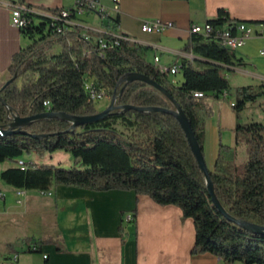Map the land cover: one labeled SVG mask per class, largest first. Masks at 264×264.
Masks as SVG:
<instances>
[{
  "label": "trees",
  "instance_id": "obj_1",
  "mask_svg": "<svg viewBox=\"0 0 264 264\" xmlns=\"http://www.w3.org/2000/svg\"><path fill=\"white\" fill-rule=\"evenodd\" d=\"M31 19L32 23L21 31L32 43L13 55L8 84L0 85V127L7 128L14 116L29 117L46 112L74 116L97 114L100 111L96 102L85 88L90 77L112 95L118 89V106L175 109L167 95L146 82L118 86L128 73L138 72L162 84L181 105L205 153V132L198 109L205 106L211 115L212 107L204 100L231 94V84L223 70H232L241 62L235 54L218 45L217 40L191 36L184 51L200 57L194 61L201 68L195 67L193 60L183 61L184 81L179 85L160 75L154 63L147 61L130 41L102 50L94 37L109 39V34L87 30L92 37L87 40L82 33L84 28L79 25L66 33H58L49 18L32 15ZM230 19L221 10L219 17L210 22L224 25ZM56 48L61 51L52 54ZM28 74L37 76L19 86L18 80ZM195 92L204 95L197 97ZM238 94L240 100L235 110L240 117L247 105L256 102L261 94L253 92L251 86L238 89ZM261 108L264 110V103ZM119 123L134 128V133L122 134L116 128ZM72 125L70 120L44 118L23 128L25 134L0 136V164L17 162L25 156L43 159L47 154L63 150L73 155V168L25 162L26 169L7 168L1 172V179L16 189L42 192L58 185L95 191H135L161 206H177L184 218L193 219L196 232L193 255L211 253L227 264H264V234L230 221L213 203L206 177L175 116L118 108L100 120L77 128ZM238 131V141L246 145L247 160L236 165L224 156L227 147L221 144L220 155L210 171L211 180L218 200L232 216L264 226V123L239 125ZM30 251L41 252V247L37 245Z\"/></svg>",
  "mask_w": 264,
  "mask_h": 264
},
{
  "label": "crops",
  "instance_id": "obj_2",
  "mask_svg": "<svg viewBox=\"0 0 264 264\" xmlns=\"http://www.w3.org/2000/svg\"><path fill=\"white\" fill-rule=\"evenodd\" d=\"M76 1L0 0V85L10 79L9 67L13 55L32 43L19 28L13 26L12 5L27 6L46 14L53 9H73ZM100 2L107 8V16L96 11H87L78 16L75 25L84 28L82 33L87 30L125 33L133 39L132 43L147 61L155 63V57L159 56L160 62L169 66L185 60H200L193 53L184 51L192 36L190 27L217 19L221 10L233 20L264 22V0H120L119 11L114 10L112 0ZM155 19L172 22L174 27L163 33L144 32V22ZM114 20H117L116 26ZM262 45L260 39H253L235 52L241 62L232 71L243 80L242 85L236 86V93L232 89L229 95L210 97L211 100L206 102L212 107L211 115H208L205 106L198 109L205 132L204 156L210 171H213L220 155L221 144L227 147L224 156L236 165L247 160L246 145L238 141V127L254 122L259 112L248 104L238 117L231 103L240 100L238 89L248 86L253 88V92L260 93L258 98L264 100V72L260 68H264V63H261L262 66L251 63L250 52L245 49L251 46L259 52ZM194 65L201 68L196 61ZM167 78L179 85L184 81L182 71ZM260 109L264 117L261 106ZM1 164H5L4 169L9 168H6V162ZM0 186L4 190L5 185L1 181ZM7 188L16 191L12 186ZM28 191L38 190H23L22 193ZM44 192H51L49 195L53 197V203L46 205L51 212L53 210L51 235L18 237L25 241L21 248V252L26 254L24 256L14 251L11 245L16 238L3 240L0 264H12L13 253L19 255L16 264H30L21 261V258L36 253L41 256L37 264H227L211 253L192 254L196 235L194 222L191 218H184L177 206H161L150 197L139 196L130 190L95 191L58 185ZM6 198L0 210L1 232L8 228L6 221H1L2 218L9 216L12 222L20 214L26 215V211L20 210L21 199L20 202L19 198L11 202ZM129 216L133 220L129 221ZM7 243L12 252H4ZM37 245L41 247V252H31V247ZM44 255H48V258L45 259Z\"/></svg>",
  "mask_w": 264,
  "mask_h": 264
},
{
  "label": "built area",
  "instance_id": "obj_3",
  "mask_svg": "<svg viewBox=\"0 0 264 264\" xmlns=\"http://www.w3.org/2000/svg\"><path fill=\"white\" fill-rule=\"evenodd\" d=\"M112 1L114 3V10L119 11L120 0ZM11 10L12 24L20 30L27 28L32 23V15H41L51 20L52 28L58 33H66L67 30L71 29L76 24L77 17L83 15L87 11H96L103 16H107V8L100 2V0H77L72 10L62 9L57 12L46 14L39 13L32 8L23 5H12ZM173 27L174 23L172 22L155 19L145 21L142 30L147 33H163ZM190 33L191 35L202 36L205 39L217 40L218 45L228 49L229 52L233 54H235L237 50L243 48L248 41L260 39L263 45L259 50V54L264 56V22L238 21L230 19L224 25H214L211 22H207L203 25L192 24L190 27ZM106 34H109L111 38L107 39L99 36L94 39L102 50L119 47L124 40L130 42L133 41V39L125 33L107 32ZM83 36L87 40H92V37L87 33H83ZM86 54L88 55L89 53L86 52ZM160 61V57L156 56L154 65L157 72L162 76L168 77L169 75H176L182 71V63L169 66ZM85 88L94 102H98L107 97V91L97 84L92 77L86 80ZM203 95L204 93L202 92H195V96L197 97H202ZM226 95L227 94H225V96ZM231 104L235 107L236 102H232ZM20 167L22 169L27 168V166H24L23 161H20ZM128 220H133V217L129 216ZM31 249H36V246H32ZM18 258L19 255L15 254L12 264H16ZM44 258L47 259L48 255H44Z\"/></svg>",
  "mask_w": 264,
  "mask_h": 264
},
{
  "label": "rangeland",
  "instance_id": "obj_4",
  "mask_svg": "<svg viewBox=\"0 0 264 264\" xmlns=\"http://www.w3.org/2000/svg\"><path fill=\"white\" fill-rule=\"evenodd\" d=\"M95 24V23H93ZM58 49V48H56ZM54 49L51 53L56 54L59 53L61 50H56ZM247 51L250 52V62L251 63H259L260 66H262L261 63H264V57L260 56L259 52L257 49L247 46L245 48ZM241 53L238 52V56H240ZM150 59L152 60V55L150 56ZM261 70L264 72V68L260 67ZM224 74L228 77L232 89L234 90L233 92L236 93L237 89L236 86H240L243 84V80L235 75L236 73L232 70L225 69L223 70ZM37 75L33 74H28L25 77H22L20 80H18V85L22 86L24 83L35 79ZM180 76V74L178 75ZM235 94H232V96ZM239 95V94H238ZM241 95V94H240ZM112 94L110 91H107V97L105 99H102L98 102H96V107L99 111H103L106 108H108L111 104L112 101ZM261 96V95H260ZM211 98H207L204 101H210ZM264 100L262 98H258L256 102H254L252 105V109L254 111H258L259 113L257 114V117L255 118V122H261L264 123V117L263 114H261V109L260 106L263 105ZM116 128L119 132L126 136H130L134 133V128H128L122 123H119L116 125ZM20 161L26 162V163H35L37 165H43V164H49V165H55L63 168H73L74 167V158L73 155L70 152L59 150L51 154H47L46 157L39 158L37 156H25L22 158L17 159V162H10L7 161V167H14V166H19L20 167ZM9 163V164H8ZM78 168L82 167L81 165H77ZM5 168V164H0V171ZM2 170V171H3ZM1 171V172H2ZM1 172H0V181L3 185L4 190L0 186V210L2 209L3 206V199L7 197L6 199L8 201H15L16 198H19L18 202H20L21 199V205L20 210L21 211H26V215L20 214L18 217H14L16 221L11 222L10 217H4L1 219V221H6L8 228L5 229L3 232L0 231V245L3 240L6 239H12L16 238V241H12L11 245L14 247V251H19L21 252V248L23 247L25 241L22 238L17 239L18 237H24L27 235L35 236V237H47L51 235L52 229H51V209L46 206V205H51L53 203V197L50 196L49 194L51 192H45L42 193L40 191H35V192H27V193H22V189H16V191H13L11 189H8L7 187L10 186L6 184L2 179H1ZM6 202V201H5ZM12 252L10 249V246L8 243L4 245V252ZM15 253H13L12 258L10 262L12 263L13 258H14ZM21 255L24 256L26 255L24 252H21ZM26 261L27 263L30 264H37L41 260V256L39 254H28L27 258H21V261Z\"/></svg>",
  "mask_w": 264,
  "mask_h": 264
},
{
  "label": "water",
  "instance_id": "obj_5",
  "mask_svg": "<svg viewBox=\"0 0 264 264\" xmlns=\"http://www.w3.org/2000/svg\"><path fill=\"white\" fill-rule=\"evenodd\" d=\"M133 81H143V82H146L149 85L155 87L156 89H158L159 91H161L162 93H164L165 95H167L170 98L172 103L175 105V109H168V108L158 107V106H148V107H137V106H132V105L118 106L117 105L118 89H116L114 91L113 96H112V101H111L110 106L108 108H106L105 110L98 112L95 115L74 116V115H69V114L64 113V112H61V113L46 112L43 114L33 115V116H29V117L14 116V117H12V122L9 124V126L7 128L0 127V136H8V135H12L14 133L25 134L26 131H23V128L31 125L32 122H34L35 120L44 119V118H53V117L70 120L73 122L72 128H77L78 126L83 125L85 123L94 122V121L100 120L102 118H105L108 115H110L114 110H116L118 108L125 109V110L135 109V110L141 111V112L156 111V112H165V113L171 114L178 119L183 130L186 133L190 147H191L194 155L196 156L198 164H199L200 168L202 169V171L206 177L207 186H208V189L210 191L213 203L218 207V209L230 221H232V222L236 223L237 225H239L245 229H248L254 233L264 234V226L263 225L256 223V222H252L250 220H246V219H237L236 217L232 216L223 207V205L218 200L216 193H215L214 184L211 180L210 170L208 169V166H207V163L205 160L204 153H203V151L199 145V142L195 136V132L192 128L191 122L189 121L188 117L186 116L181 105L179 103H177L176 100H174V98L171 96V94L168 92V90L162 84H160L158 81L151 79L149 76L142 74V73H138V72L128 73L126 76H124L123 78L120 79L118 86L120 84L124 83L125 84L124 87H125L128 83H131ZM6 84H8V82H6ZM122 92H123V89L120 91V93H122Z\"/></svg>",
  "mask_w": 264,
  "mask_h": 264
},
{
  "label": "bare ground",
  "instance_id": "obj_6",
  "mask_svg": "<svg viewBox=\"0 0 264 264\" xmlns=\"http://www.w3.org/2000/svg\"><path fill=\"white\" fill-rule=\"evenodd\" d=\"M24 166H27V164L24 162Z\"/></svg>",
  "mask_w": 264,
  "mask_h": 264
}]
</instances>
